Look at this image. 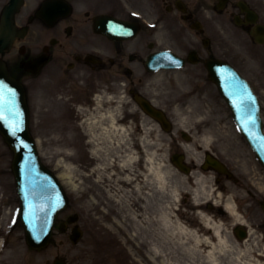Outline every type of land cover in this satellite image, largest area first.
<instances>
[{
  "label": "flooded vegetation",
  "instance_id": "flooded-vegetation-1",
  "mask_svg": "<svg viewBox=\"0 0 264 264\" xmlns=\"http://www.w3.org/2000/svg\"><path fill=\"white\" fill-rule=\"evenodd\" d=\"M131 11L149 19L163 12L171 46L181 51L187 66L197 67L208 83L207 61L224 55L236 59L258 95L264 131V0H0V61L25 86L38 77L31 70L44 56L47 65L89 67L112 73L109 75L115 81L133 83L137 76L133 67L136 63L142 66L153 46L150 39L157 37L158 30L141 24L136 38L114 41L101 33L100 27L102 16L138 21ZM87 57L101 62L94 64ZM212 99L210 109L218 113L222 98ZM237 160L241 158L237 156ZM253 163L250 157L237 183L248 184L256 210L264 203V168ZM13 187L8 162L0 160L3 207L9 206ZM2 211L0 264H14L9 250L16 227L9 233L10 212Z\"/></svg>",
  "mask_w": 264,
  "mask_h": 264
},
{
  "label": "rangeland",
  "instance_id": "rangeland-1",
  "mask_svg": "<svg viewBox=\"0 0 264 264\" xmlns=\"http://www.w3.org/2000/svg\"><path fill=\"white\" fill-rule=\"evenodd\" d=\"M77 80L79 79H87L92 78V80H99L102 79V76L100 74H88L86 72H75ZM74 78L73 74L69 78H64L63 80H58V82H50L46 85H41V88L36 92L37 94L34 97V101L37 102V106H46L48 108H51L49 111L50 114L56 115L59 113L61 109V104H64V102H70L72 96L68 95L69 90L72 87H74L73 83H69L67 79ZM166 82L162 83L163 86L166 87H173V91L175 92L176 96H183V102H188V104L181 105L180 109H176L177 104H174L173 106V120H174V133H166L164 130L161 129V127L156 124L153 120L146 116H136V118L140 119V127L142 128V136L140 137V141L143 143V149L144 151H141L140 155L141 157H138L137 153L133 152L130 149H126L127 153L133 154L135 159L131 160L128 168L129 171L134 172L135 174H138V165L139 162H143L144 158H147V165L149 157H153V161L160 166V168L163 169L165 173H168V188L164 191L161 189H154V199L153 203L156 206L158 210L165 208L166 210L172 209L173 212H180L182 215V218L184 221H189L194 219L195 222L200 223L199 221V213L197 212V208L193 204V195L191 191L193 188H195L198 185V178L202 179L204 182L205 188V194L201 196V203L206 202L207 200H221L222 197L217 196V191L215 190V183H214V174L212 172L204 173L202 170H194L191 175H185L182 172H180L171 162L170 156L177 150H179L180 146H183L185 144H189L192 147L193 154L200 159V163L203 159V145L204 144V138L202 137L200 133L201 129V118H200V112H202V107L204 108L205 102H203L200 99V94L195 95L193 97H188V91L192 90L194 87H196L193 83V81L188 80L185 78L184 81L178 80L173 78V75H167ZM69 83V84H68ZM72 84V85H70ZM158 84V85H157ZM154 85L153 91H162V85L161 83H157ZM149 89L152 86L151 81H149ZM39 85L36 84V89H38ZM43 89L45 90V93H43ZM41 91V92H39ZM185 92V94H184ZM197 92V91H196ZM80 94V93H79ZM184 94V95H183ZM46 96V99L44 97ZM54 97V98H53ZM193 98V99H192ZM75 99V98H74ZM57 101V102H56ZM118 109L117 113L119 114H128V115H138L139 109L137 105L130 100V98L126 97V99L122 98L118 101ZM89 114V112H87ZM92 116V115H91ZM89 116V118L91 117ZM203 116V115H202ZM38 122V119H36ZM35 122V120H34ZM36 124V123H35ZM182 127H185L186 130L193 136V140L190 143H187L181 136V131L183 130ZM41 127L36 129L35 134L39 135V145H40V154L42 157V160L49 165L53 170L56 172H63L64 169L59 163L60 157L58 155H55V152L58 149V146H53L52 144L48 143V139L50 138L49 133L43 131V129H40ZM128 134H127V140L124 143H121L124 149V145H130V141L133 139V131L130 128V126L127 127ZM38 131V132H37ZM54 135V134H53ZM59 135H57L56 138H58ZM116 139L112 137V141L106 142L104 146L108 147L109 156L108 163L116 162L114 158H117L118 153H123V151H119V146L116 143ZM134 141H137L134 138ZM118 148V153L116 152ZM182 152H185L187 155L188 161L194 162V160L191 158L188 153L181 147ZM11 151V150H10ZM180 151V150H179ZM11 156L9 157L12 160V152ZM117 154V155H116ZM104 155L107 156L105 153ZM190 156V157H188ZM145 162V164H146ZM195 163V162H194ZM114 166L116 165L113 164ZM116 169V168H115ZM114 170V168H113ZM112 170V171H113ZM117 176L114 177V180L116 182ZM61 180L64 182L65 187L67 189V192L70 196V203L67 209H65L61 213V217L65 219L67 216L72 215L76 212H78V208L81 207V203H83V200L79 199L77 197V194L71 189V184L66 182L65 179L61 178ZM148 182V183H147ZM117 183V182H116ZM145 186V194H149L151 192V189L149 188V181H146L144 183ZM87 186V185H85ZM174 189V193H172V190ZM148 190L150 192H148ZM189 190V191H187ZM150 196V195H149ZM102 200H104V197H102ZM224 202H226V199H222ZM90 201H86V207H81L83 209V212H87L86 214L83 213V216H81L80 223L84 230V237L82 238L81 242L79 244L72 243L70 239L71 234V227L68 232L66 233H57V236L53 239L52 244L49 246V248L46 250V252L34 256L33 260L35 261V264H38L40 261H42L44 258H51L53 256L62 255L63 257H66L69 263L71 264H134V261L136 259L144 260V258L141 256L140 251L141 249H136L134 245H132L133 242L131 240H126L125 236L122 237V241H114L111 240V243L108 244L107 241H105L104 237H101L100 234V242L96 244V242L90 241L91 240V231H90V224L91 219H96V223L100 226H106L107 220L105 218V215L107 216V212H92L91 211V204ZM146 205V204H145ZM138 206V205H137ZM11 211V209H10ZM9 211V212H10ZM202 211V210H201ZM80 212V211H79ZM208 214L213 219H216V223L221 224L223 226V234L228 237L229 243H233L235 240L234 237L231 234V229L233 226H235V216H232L230 214L226 216H214V214H210L207 212H204ZM241 213V212H240ZM243 213V212H242ZM152 214V213H151ZM149 214V215H151ZM213 215V216H211ZM199 217V218H198ZM243 219H246V221L252 225L255 226L258 224V220L255 216H242ZM246 222V223H247ZM146 225H148L146 223ZM108 231V230H107ZM91 233V234H90ZM124 235V234H122ZM115 242V243H114ZM93 244V245H92ZM260 247V248H259ZM259 247H255V249L259 250L263 248L261 245ZM128 249L129 254H128ZM143 249V248H142ZM146 249V248H145ZM134 252L133 256L132 254ZM233 252V250H232ZM255 256H257V252H255ZM235 254L233 252L232 255L225 258L224 262L225 264H230L234 260Z\"/></svg>",
  "mask_w": 264,
  "mask_h": 264
},
{
  "label": "bare ground",
  "instance_id": "bare-ground-1",
  "mask_svg": "<svg viewBox=\"0 0 264 264\" xmlns=\"http://www.w3.org/2000/svg\"><path fill=\"white\" fill-rule=\"evenodd\" d=\"M100 103L101 100H98V104ZM116 118L117 116L109 110L106 113L91 117L86 130L90 134V142L96 146L93 154L98 162L90 174H84L81 170L82 166L75 164L89 159L84 150L81 133L76 135L78 137L76 145L70 141L72 128L67 122H71V114L67 113L64 117L67 122L63 120L58 122L62 130L69 132L68 135L60 136L67 140L57 139L61 144L55 152V155L60 157L59 163L64 169L63 177L66 179L68 177L71 180L68 181L73 184L72 187L77 189L79 197L82 196L85 179L92 180L97 193L95 194L91 190V208L98 207V212H107V216L105 215L107 225L101 226L100 223L99 226L101 237H104L108 244L111 243V240L122 241L121 236H125L126 240H131L136 249L142 250L140 254L144 258L143 261L136 259L134 264H225V258L233 254L232 247L240 248L236 244H228V237L223 234V228L220 224L203 211L200 212L199 216L202 224L198 225L194 219H189V222L186 223L182 219V215L173 212L172 209L162 208L158 210L156 208L153 203L154 189L165 191L168 188V173H165L153 161L152 156L149 157L147 169V180L151 186L149 194L146 195L144 192L145 184H138L127 175L118 177V182H115V173L111 172L109 165H107L109 149L103 144L110 142L114 136L120 142L125 141L126 131L117 125ZM66 146L77 147L78 150L73 151L67 149ZM119 147L121 148V146ZM116 149L118 153V148ZM184 149L192 158L196 159L197 163L200 162L193 154L191 145H185ZM77 153H79V160H77ZM105 153L107 156L104 155ZM132 158L130 157V159ZM129 160L124 157L122 161L127 162ZM197 180L198 185L191 191L187 190L192 193L196 205L200 203L198 201L206 192L204 181L199 178ZM74 182H78V184H74ZM172 193L175 194L174 189ZM102 197L105 200H101ZM137 204L139 208L136 207ZM226 208L230 213H235V206L231 200L227 201ZM91 222L96 223V219H91ZM196 224L198 226L194 227ZM98 237L101 238L100 235ZM250 251L247 247L240 249L238 254L247 255ZM133 254L134 252L130 255L133 256ZM230 264L261 263L256 259L242 260L239 257H234Z\"/></svg>",
  "mask_w": 264,
  "mask_h": 264
},
{
  "label": "water",
  "instance_id": "water-1",
  "mask_svg": "<svg viewBox=\"0 0 264 264\" xmlns=\"http://www.w3.org/2000/svg\"><path fill=\"white\" fill-rule=\"evenodd\" d=\"M13 121H16L13 119ZM15 122L7 123L5 125L0 120V127L5 133L8 141L11 146L16 150V158H15V168L17 174L22 173V171H26L27 166H31L32 170L37 173L35 162H38L37 151L35 145L30 137V134L27 129H22V127L15 126ZM14 131L10 133V131ZM41 167V166H40ZM19 177H22V174H19ZM48 237L45 239L44 243L47 241ZM30 241L33 244H36L33 238H30Z\"/></svg>",
  "mask_w": 264,
  "mask_h": 264
},
{
  "label": "snow or ice",
  "instance_id": "snow-or-ice-1",
  "mask_svg": "<svg viewBox=\"0 0 264 264\" xmlns=\"http://www.w3.org/2000/svg\"><path fill=\"white\" fill-rule=\"evenodd\" d=\"M245 101L247 103H245ZM235 103L236 102L234 101V104ZM241 103L244 104V111L246 113H248V122L254 124L255 123V120H254V112H255V107H254L255 101H254V98L251 97V96L242 97ZM0 118H2V117H0Z\"/></svg>",
  "mask_w": 264,
  "mask_h": 264
}]
</instances>
